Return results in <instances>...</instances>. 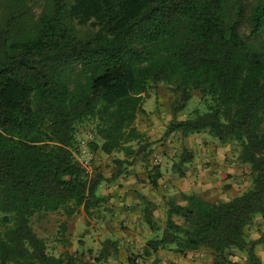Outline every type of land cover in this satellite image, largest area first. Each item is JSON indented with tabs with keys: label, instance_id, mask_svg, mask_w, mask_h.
Listing matches in <instances>:
<instances>
[{
	"label": "trees",
	"instance_id": "16d2710c",
	"mask_svg": "<svg viewBox=\"0 0 264 264\" xmlns=\"http://www.w3.org/2000/svg\"><path fill=\"white\" fill-rule=\"evenodd\" d=\"M262 33L261 2L246 15L243 0H0V264H74L67 252L48 253L33 219L80 210L100 217V177H88L73 152L84 143L93 155L147 158L150 143L136 121L158 85L174 95L165 135L207 132L235 143L250 186L227 201L170 199L143 256L207 249L211 264H232L236 252L260 264L264 233L251 240L248 229L264 220V40H250ZM192 92L204 111L178 120ZM85 126L98 141L78 140ZM192 159L184 150L179 176ZM151 170L156 188L161 173ZM138 196L144 222L160 232L152 203Z\"/></svg>",
	"mask_w": 264,
	"mask_h": 264
},
{
	"label": "rangeland",
	"instance_id": "374dc122",
	"mask_svg": "<svg viewBox=\"0 0 264 264\" xmlns=\"http://www.w3.org/2000/svg\"><path fill=\"white\" fill-rule=\"evenodd\" d=\"M243 1L246 15L249 14V10L252 5L257 2L264 3V0ZM239 32L245 37L249 35V25L246 21H243L241 23ZM250 40L256 42L264 40V33H262L259 38L254 40L250 38ZM191 97L192 98L187 104L185 110L178 114V120H183L188 117L194 109L204 111V106L201 103L200 95L197 92H192ZM173 100L174 95L168 90V88L163 85L155 86L153 89H151L149 95L144 98V108L147 112L144 115H140L136 121L137 128L144 131L143 134L146 136V140L150 143V146L148 148V157L144 158V160L139 157L134 161H132L131 159H125L123 154L121 153L104 155L100 152H94V160L92 162V176L100 177V184L97 190V194L105 198V201L101 203L102 205L100 206V208L103 207L106 213L110 211V198L117 195L115 192L119 191L121 188L127 185L130 188L122 196L126 197L131 193L133 194L135 192L133 190L135 185H145L147 183L146 175L153 172L151 170L152 167L164 168L165 166H168L169 174H167L168 170L164 173L160 172L161 178L157 182L162 188L163 192L165 191V186H172V189L174 190L170 199H174L175 202L179 204H184V202H182L180 198V194H184V192L180 191L178 187H182L181 185L186 178V169L190 164L181 167L183 176L178 175L174 166L177 165L180 155L184 150L189 151L193 154L192 162H194L195 157H199L200 159L201 156L197 148V146L199 145H201L203 148H207L206 151L214 150V153H217L216 151H218L223 162L228 164L229 167L234 168L236 173L233 176H230L233 177V184L236 185V194L231 192L229 193V189L232 187V185H220V183L224 182V179L222 181L218 180V182L214 184L211 190L207 189V192H201V197L203 196V198L209 201H224L232 198L233 196L240 195L249 188V167L239 162L238 154L240 149L235 143H219L207 132L192 134L186 138H181L178 133H172L168 136L165 135L166 128L170 120L172 119L171 106ZM77 138L79 141H84L85 143L93 140L98 141L91 129L87 126L79 129ZM157 158H160L161 161ZM163 158H165V161ZM119 161H122L121 164L118 163ZM209 163L210 162H207V170L210 166ZM113 187L115 188L112 189ZM185 194L188 195L191 193L189 192ZM133 195H135V193ZM130 210H132L131 212H136V208L131 209L130 207ZM80 216L81 214L78 213L74 218H79ZM154 216L157 219L158 223L162 225L165 223L166 217L161 212H157V214ZM87 218L89 219V221H87L85 227H91V229L94 230L95 225L98 221H96L95 218ZM114 218L115 217L108 213L105 215L103 220H105L106 224H110L114 222ZM126 220L130 221V219L124 218L117 223L122 227V229L125 230L127 229V227L124 226ZM60 221L61 220H59L58 215L46 214L41 216L40 218L34 217L32 227L36 235L46 240L48 244V241L52 239L56 233L64 235L65 231L67 230H62V226H57V223ZM57 227H59V230H56ZM263 233L264 220L260 217H256L254 220V224L248 229L249 239H257ZM92 243H94V241ZM111 243L112 242L110 241H105L103 243V246L105 245L107 250L111 249L113 248V244ZM258 249L261 255L264 254V246L261 245L258 247ZM239 254H244L239 252L235 253L237 261L241 263L243 261V258ZM208 255L209 254L207 252V256ZM235 257H233L232 260H234Z\"/></svg>",
	"mask_w": 264,
	"mask_h": 264
},
{
	"label": "crops",
	"instance_id": "0c3cea01",
	"mask_svg": "<svg viewBox=\"0 0 264 264\" xmlns=\"http://www.w3.org/2000/svg\"><path fill=\"white\" fill-rule=\"evenodd\" d=\"M144 110L147 112L145 108ZM138 130L141 133L144 132L140 129ZM197 148L201 158L195 157L194 162L190 163L187 167L185 172L186 178L181 185L182 187H178L179 190L184 192V194L190 192L191 194L201 196V192H207V189L211 190L218 180L222 181L225 179L224 182H219L220 185H232L229 189V193L236 194V185L233 184V177H230L236 174L235 169L223 162L218 151H216L217 153H214V150L206 151L207 148H203L201 145L197 146ZM157 159L161 161L160 158ZM163 159L165 161V158ZM207 162H210L208 170ZM159 170L161 173L168 170L167 174H169L168 166L164 168L160 167ZM148 175L149 174L146 175V182L149 184ZM147 183L145 185H135L133 189L135 195L131 193L132 195L129 194L126 197L122 196L130 188L127 185L115 192L117 195L111 197L109 200L111 206H109L110 211L106 213L105 209L101 207L99 208L100 217H94L95 220L98 221L94 230L91 229V227H85L89 219L82 210L78 212L81 214L79 218H74L78 213L69 218L58 215L61 221L57 223V226H62V230L67 229L64 233V239H66L67 242H62V238L59 237L60 234L56 233L54 237L48 241V253L58 257L62 253L67 252L71 256V262L74 264H211L213 262V256L207 249H198L188 252L184 256L172 251L161 250L150 256H143L146 242L153 239L157 234H160L163 228V225L158 223L154 215H156L157 212H161L165 216L168 209L167 203L174 190L172 186H165L166 192L164 191V193L158 182L156 188H153ZM114 188L115 187L112 189ZM138 195L145 197L147 201L152 203L153 218L157 222L158 227L161 228L160 232L154 233L144 222L143 205ZM130 207L131 209L136 208V212H131L132 210H130ZM108 213L115 217L113 223L106 224L105 220H103ZM124 218L130 219V221L126 220L124 223V226L127 227L126 230L122 229V227L117 224ZM174 220L177 221L178 219L175 218ZM56 230H59V227H57ZM93 241L94 243H92ZM105 241L112 242L113 248L105 250L103 247ZM259 246L256 248V256L259 258L260 264H264V254L261 255L258 251ZM101 251H104L103 258H100ZM207 252L209 254L208 256ZM239 255L243 258V261L241 263L238 262L237 257L234 255V260H232L233 257H231L232 264H248L246 257L244 258V255L241 254Z\"/></svg>",
	"mask_w": 264,
	"mask_h": 264
},
{
	"label": "built area",
	"instance_id": "2783aa9c",
	"mask_svg": "<svg viewBox=\"0 0 264 264\" xmlns=\"http://www.w3.org/2000/svg\"><path fill=\"white\" fill-rule=\"evenodd\" d=\"M73 156L84 173L88 177H92V162L94 160V155L87 149L84 143L77 147V149L73 152Z\"/></svg>",
	"mask_w": 264,
	"mask_h": 264
}]
</instances>
